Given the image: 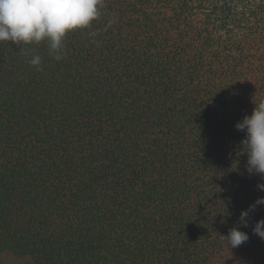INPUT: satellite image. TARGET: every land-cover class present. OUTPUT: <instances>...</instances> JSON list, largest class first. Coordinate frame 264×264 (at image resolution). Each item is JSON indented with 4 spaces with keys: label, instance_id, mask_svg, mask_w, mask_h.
I'll use <instances>...</instances> for the list:
<instances>
[{
    "label": "trees",
    "instance_id": "1",
    "mask_svg": "<svg viewBox=\"0 0 264 264\" xmlns=\"http://www.w3.org/2000/svg\"><path fill=\"white\" fill-rule=\"evenodd\" d=\"M104 3L61 61L0 42V264H264L236 128L264 102V0Z\"/></svg>",
    "mask_w": 264,
    "mask_h": 264
},
{
    "label": "clouds",
    "instance_id": "2",
    "mask_svg": "<svg viewBox=\"0 0 264 264\" xmlns=\"http://www.w3.org/2000/svg\"><path fill=\"white\" fill-rule=\"evenodd\" d=\"M104 7V0H0V42L9 41L22 51L25 45L44 42L54 59L61 61L66 55L67 33L89 28L101 17ZM89 35L94 37L96 33ZM27 54L31 55L28 63L42 71V57L32 54L30 49ZM236 128L246 131L240 152L248 156L247 172L264 177V102L256 103L252 114L238 122ZM258 188L264 191V183ZM259 205H264V197L257 198L249 209L241 212L239 223L247 227L249 213ZM253 232L264 239V218L256 222ZM224 237L232 248L249 239L239 226L231 228Z\"/></svg>",
    "mask_w": 264,
    "mask_h": 264
},
{
    "label": "rangeland",
    "instance_id": "3",
    "mask_svg": "<svg viewBox=\"0 0 264 264\" xmlns=\"http://www.w3.org/2000/svg\"><path fill=\"white\" fill-rule=\"evenodd\" d=\"M2 264H32V263H30L27 260H23V261L15 260L11 256L4 255Z\"/></svg>",
    "mask_w": 264,
    "mask_h": 264
}]
</instances>
